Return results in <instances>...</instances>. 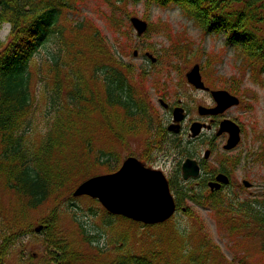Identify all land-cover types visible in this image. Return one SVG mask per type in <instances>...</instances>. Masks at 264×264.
<instances>
[{
	"label": "rangeland",
	"instance_id": "374dc122",
	"mask_svg": "<svg viewBox=\"0 0 264 264\" xmlns=\"http://www.w3.org/2000/svg\"><path fill=\"white\" fill-rule=\"evenodd\" d=\"M69 8L63 13L60 23L65 25V39L67 44H72V54L67 51L62 54L63 62L66 61L73 66L64 68L62 81L66 75L75 76L77 73L86 80L88 86L103 92L102 85L93 79V70L96 65L103 66L106 61L102 60L96 48L88 47L85 41L90 42L92 35L99 31L107 51L111 55L117 54L120 62L130 66L133 74V85L139 97L147 99L152 103L157 116L166 117V111L159 105V98L169 104L181 100L184 105L190 106L192 110L198 105H211L210 95L194 90L186 80V73L195 65L199 64L203 80L211 90H226L240 99V105L228 113V117L239 118L245 126L242 144L231 153H224L220 145L216 155L210 158V165L217 168L222 164L233 174L236 186L231 190L218 194L225 201V210L215 211L207 206H201L191 200L182 202L175 216L169 221V227L177 226L182 229H194L199 236H206L214 248L218 249L219 261L214 264H264V253L260 250L258 238L249 235L250 231L239 230L232 232L233 221H231L228 202H249L256 204L264 192V162L257 160V154L261 149L260 135H264V75L254 76L252 70L244 62L237 47L227 46L224 34H208L197 25L193 19L185 14V10L177 5L167 8L158 7L155 4H147L146 0L135 2L134 0H74ZM114 12L123 21L120 27L110 25L106 16ZM137 17L149 24L150 30L139 38L133 30L130 18ZM83 23L84 30L77 33L74 28ZM12 35L11 24L5 21L0 25V40L3 43L10 42ZM59 37L54 35L50 41L39 50L30 64V72H33L30 90L34 97L36 108L33 122L27 135L30 147H37L47 135L56 119L53 113H48L46 106L48 99L45 97V88L55 85V77L51 71V62L58 51ZM93 45H98L93 43ZM103 45V46H104ZM176 45V48H175ZM177 53L178 57L174 54ZM138 50L139 56L135 58L133 52ZM152 53L158 58V63L152 67L149 74L141 76L143 72L144 54ZM74 59H78L75 65ZM101 63V64H99ZM104 63V64H102ZM63 68L64 66L61 65ZM136 76V78H135ZM64 98H67V84L62 82ZM136 86H138L139 91ZM122 113V111H119ZM192 116L194 117L193 113ZM79 134L77 145L79 146L80 165L86 164L90 168L82 177L77 174V179L70 183L59 193L51 196L44 204L36 209L25 207L18 195L8 190L5 185L6 179L0 175V249L3 245L8 246L4 256L0 252V264H57L51 261V247L47 234H36L35 228L43 222H48L50 217L57 212V221L51 232L54 239L67 241L71 251L83 253L85 262L70 264H106L113 258L112 249L117 231L131 234L135 227L138 234L145 229L134 226L120 220L113 236L107 231H102L100 226L104 216V208L96 200L87 197H73L72 194L84 181L100 175L110 174L107 165H101V158L109 154L115 156L117 162H113L120 168L123 161L130 157L142 159L146 144L150 135L141 132L127 137L124 142L119 141L108 129H100L103 121L99 114L93 115V122H83L79 125L75 118ZM93 123V125H92ZM99 124V125H97ZM91 138V149L87 153L86 138ZM193 154L196 155V144ZM163 155V154H162ZM159 156V165L151 168L162 170L168 179L178 181L184 189H193V196L200 189L195 184L185 185L180 176L175 174L176 166L183 162L184 156L170 157L165 160ZM201 157L203 153L200 152ZM165 160V163L163 161ZM142 161V160H141ZM118 163V164H117ZM115 172V171H114ZM176 175V177H175ZM243 180H248L252 187L249 189L242 186ZM238 186H241L238 190ZM175 196V193L172 191ZM210 191L204 192L209 196ZM72 212L76 220L82 222L88 230H101L103 232L99 246L108 248L110 254L99 252L98 245H90L82 239L78 222L72 218ZM219 212V213H218ZM44 225V224H43ZM165 232V230H162ZM153 231L144 240L149 241L153 237ZM135 235V234H134ZM137 236V235H136ZM134 244L135 241L133 242ZM4 247V246H3ZM56 252V251H54ZM223 257H221V256ZM54 259V258H53ZM69 263V259L67 258ZM65 264V262H63ZM183 264H187L186 261Z\"/></svg>",
	"mask_w": 264,
	"mask_h": 264
},
{
	"label": "trees",
	"instance_id": "16d2710c",
	"mask_svg": "<svg viewBox=\"0 0 264 264\" xmlns=\"http://www.w3.org/2000/svg\"><path fill=\"white\" fill-rule=\"evenodd\" d=\"M73 1L0 0V24L5 21L12 24L10 42L5 46L0 40V175L5 177L8 190L18 195L29 209L38 208L52 195L66 188L77 179V174H80V179L88 172V165H80L79 146L75 139L80 130L75 118L82 125L83 122H93L94 113L99 114L103 121L100 129H108L120 139L124 138L125 133L140 132L142 127L146 130L153 128V119L146 104L139 100L130 85L133 72L129 66L118 62L121 58L117 59V54L111 55L106 50L99 31L92 35L90 42L88 40L85 43L88 47L96 48L102 60L106 61L104 63H107L96 65L93 70V79L102 85L103 92L98 86L95 90L90 88L77 73L75 76L66 75L63 79L68 88L67 98H64L62 74L64 68L73 66V62L70 65L62 60L64 52L72 54V44H67L64 36L66 28L60 23L64 11ZM146 1L147 4L161 8L180 6L206 33L224 34L226 45L237 47L254 76L264 75V0ZM106 17L113 27L123 25V21L114 12ZM74 28L80 34L84 30L83 23ZM55 34L59 37L58 51L51 62V71L47 74L54 75L55 85L50 89L47 85L44 93L48 99L47 112L53 113L56 119L40 144L36 148H29L27 135L33 122L32 116H35L33 109L36 108L30 90L34 76L29 70V63L40 48L51 40L49 37ZM94 42L98 45H93ZM174 54L177 55L175 49ZM73 61L75 65L78 63V59ZM260 136L262 146L257 160L264 162V135ZM91 141L90 137L86 138L84 149L87 153L92 147ZM100 160V164L107 165L109 171L116 170L108 156ZM173 189L179 206L189 199L202 206L210 204L209 207L215 211L225 210L221 198L215 194L205 196L200 191L193 196L192 191H186L176 184H173ZM227 207L226 210L230 209V220L235 221L232 232L250 231L249 235L258 238L260 250L264 253V192L255 205L249 202H228ZM56 216L57 212L48 222H43L47 225L45 234L55 249L50 252L54 258L51 261L57 264L85 262L84 254L71 251L66 240L52 237ZM72 218L78 222L74 212ZM120 220L145 230L140 234L136 227L131 234L117 231L114 242L110 243L115 245L112 249L113 258L106 264H183L185 261L187 264H214L219 261L218 249L211 246L208 237L199 236L195 229L190 231L173 225L169 227L170 222L145 226L104 211L100 228L112 235ZM77 226L84 242L98 245L102 254H110L108 248L99 246L103 235L101 230H88L82 222H78ZM151 229L153 237L144 241ZM3 246L0 249L1 256L9 249Z\"/></svg>",
	"mask_w": 264,
	"mask_h": 264
},
{
	"label": "water",
	"instance_id": "95a60500",
	"mask_svg": "<svg viewBox=\"0 0 264 264\" xmlns=\"http://www.w3.org/2000/svg\"><path fill=\"white\" fill-rule=\"evenodd\" d=\"M131 22L139 36L147 31L148 24L139 18H132ZM149 57L155 61L153 56L149 55ZM188 79L197 88H205L201 81L198 66L188 74ZM213 95L218 103L217 109L207 111L201 108L202 114L208 112L222 113L226 108L239 103L235 97L225 91L214 92ZM181 112V109H177L174 113L177 122L182 118ZM233 126L235 127L234 131ZM200 127L199 124L193 125L194 136L200 132ZM178 128L176 125L170 127L175 132H178ZM222 130L231 133L226 148L235 147L240 141L239 128L230 121H224ZM208 155L209 152L206 153V157ZM199 172V167L195 161L189 159L184 163V179L197 177ZM217 180L218 183L211 184V187L219 188L220 182L228 183V179L224 175H219ZM244 184L246 187L251 186L248 181H244ZM82 195L98 199L112 214L121 215L144 224L163 223L173 216L176 209L165 176L159 171L145 168L136 158L127 159L117 173L94 177L84 182L74 193L75 197ZM42 228V226L38 227L36 232L41 231Z\"/></svg>",
	"mask_w": 264,
	"mask_h": 264
},
{
	"label": "flooded vegetation",
	"instance_id": "af4514ba",
	"mask_svg": "<svg viewBox=\"0 0 264 264\" xmlns=\"http://www.w3.org/2000/svg\"><path fill=\"white\" fill-rule=\"evenodd\" d=\"M187 79V78H186ZM189 84V83H188ZM190 85V84H189ZM194 90L201 91L211 96L212 104L211 105H198L194 110L190 108V106H186L183 104L181 100L175 101L172 104H169L162 99L159 98V105L166 111V117L156 116L155 120H153V128L150 131V140L147 143L145 148V152L142 155L143 159H145L147 164L155 167L159 165V156L168 160L170 157H176L183 154L190 156L197 160L200 169L201 176L198 180L193 181L196 188L199 187L201 182L205 183V186L210 190L209 186L211 183H215L217 181V177L220 174L226 175L229 179L228 184H222L218 189L215 188L211 192L216 193H224L225 191L231 190L233 186H236L233 180V174L230 170H227L224 165L220 164L217 168L212 167L210 165V158L212 155H216L218 145H220L222 152L228 154L234 152L238 149V147L242 144L243 136L245 132L244 124L239 120V118H231L228 117V113L238 107H231L219 114H208L201 115L199 112V107H206L208 109H213L216 107V102L211 95V91L198 90L194 86L190 85ZM166 98V96H164ZM161 99L164 100V103H167L165 107L161 104ZM182 109L181 115L182 119L179 124V132L174 133L171 131L170 127L175 125V109ZM154 106L149 108V111L152 112ZM192 113L194 117L192 116ZM224 120H230L238 125L241 133V142L240 144L231 149H226V145L228 143L230 133L228 131H221V123ZM194 123H199L202 125L201 133L197 137H192L191 128ZM194 144H196V155L193 154ZM209 151L210 156L208 158L204 157V153ZM200 152L203 153L201 157ZM165 160L163 163H165ZM181 166L180 163L176 166L175 174H181ZM156 169V168H155ZM172 182V181H171ZM192 182V181H190ZM184 185H187L189 182H182ZM210 184V185H209ZM241 186H238V190ZM245 188V187H244Z\"/></svg>",
	"mask_w": 264,
	"mask_h": 264
}]
</instances>
